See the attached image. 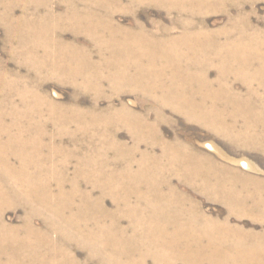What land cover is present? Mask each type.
Listing matches in <instances>:
<instances>
[{"label":"bare ground","instance_id":"6f19581e","mask_svg":"<svg viewBox=\"0 0 264 264\" xmlns=\"http://www.w3.org/2000/svg\"><path fill=\"white\" fill-rule=\"evenodd\" d=\"M56 1L66 5L63 15L52 8L49 0H0V25L7 29L8 41L15 44L22 55L21 63L29 64L28 69L34 75L31 86L27 83L20 86V77H24L0 66V96L6 98L2 97L3 102H0L3 107L0 109V264H84L72 251L73 246L85 249L87 258L96 259L97 264H148L149 261L152 264H225L224 260L222 263L202 257L200 250H193L189 242H179L184 235L188 239H209V242L213 237L239 236L237 231L231 232L214 224L189 198L180 196L172 184L177 178L196 188V176L202 175L205 168L207 175L216 172L212 161L205 157L207 168L201 159L203 155L177 140L169 142L161 134L156 136L158 124L164 121L162 114L154 113L155 120L150 123L148 119L138 120L123 108L117 112L106 110L107 119L82 116L79 123H88L89 120L96 123L95 136H100L103 149L111 152L114 160L136 158L139 144L145 143L152 150L160 149L157 165L145 167L142 164L134 173L129 172L130 163L125 170H121L123 167L116 170L103 168L104 165L95 162L102 152L97 151L98 156H94L90 152V142L83 139L94 137V134L84 131L83 126L77 127L81 138L77 135L69 137L73 145L71 151L45 142L46 132L39 115L45 109L53 112L57 103L40 90L45 79L77 83L84 72L83 82L78 83L79 91H100L105 80L115 90L155 96L158 100L154 101L160 108H170L186 119L230 136L245 146L259 147L264 142V117L259 116L264 113V107H261L264 97L260 96H264V33L254 28L248 19L254 11L247 13L244 9L247 4L250 8L254 6L257 0ZM125 3L163 8L169 13L185 16L183 22L176 24L181 29L180 34L176 36L161 26L148 31L138 22H133L134 29L114 23L116 13L133 11L122 5ZM83 6V11L79 12ZM87 7L93 12H86ZM231 7L236 8V17L231 19L228 27L217 32L207 31L195 22L205 13L228 12ZM62 19L70 21L68 29H61L64 32L96 35L97 46H108L106 58L102 57L97 63L89 62V69L80 64L71 66L66 62L74 60L73 56L68 53L67 57L60 59L48 37H34L35 33L42 34L45 29L57 27ZM106 33L112 36L107 35L108 39L104 41L99 39ZM25 38H32L37 43L29 45ZM211 68L218 73L214 80L208 75ZM226 75L242 81L245 94L236 91ZM7 98L24 100L17 109L8 103ZM158 106L154 110L160 111ZM11 109L14 110L10 113L11 122L6 123L4 116ZM20 109L38 115V120L28 121L35 126H23ZM235 116L234 122L228 121L229 117ZM240 120L246 125L239 127ZM103 123L106 130L96 132V127L101 128L97 124ZM258 126L263 127L260 135L256 133ZM115 127H124L132 133L134 147L130 152L116 146V137L112 133ZM47 148L48 154L44 155ZM140 155L146 162L152 160L150 152ZM71 157L80 163L76 168L79 175L95 181V184L105 183L104 187L109 188L110 193L106 195L113 201V213L106 210L103 201L94 198L92 193L64 191L63 186L68 183L64 180L67 166L63 165L59 170L55 161H66ZM88 161L92 166L86 164ZM124 179L128 180L127 184ZM200 181V190L207 191L209 186H216L213 190L222 191L220 198L223 201L247 213L241 193L233 188L237 181L230 180L231 184L226 182L221 186L214 181ZM71 186L78 190V184L71 183ZM139 187L146 190L138 191ZM260 190L247 192V196L251 193L249 201L264 206V200L258 199ZM17 207L22 208L25 215L23 226L14 228L4 222L3 216L7 210ZM98 208L100 210L96 213ZM37 219L45 222L42 228L37 227ZM124 219L131 223V233L122 227ZM232 249L229 247L225 251ZM228 263L264 264V260L246 256L233 258Z\"/></svg>","mask_w":264,"mask_h":264},{"label":"rangeland","instance_id":"374dc122","mask_svg":"<svg viewBox=\"0 0 264 264\" xmlns=\"http://www.w3.org/2000/svg\"><path fill=\"white\" fill-rule=\"evenodd\" d=\"M49 2L51 3L52 8L55 9L59 14H64L66 12L67 7L64 3H58L56 0H49ZM122 5H125L128 10L133 11H126V13H116L114 15L113 22L126 29H134L132 27L133 22H138L143 24L148 31H155L157 27L161 26L167 28L170 33L176 36L181 32V29L176 24L183 22L185 20V16H178L176 12L169 13L163 8L149 6L140 7L139 4L128 5V3ZM83 9L84 6L79 8V12H82ZM244 9L247 13H249L250 10L254 11V13L249 14L248 19L254 28L264 33V0H257L254 6H251V8L247 4L245 5ZM88 11L93 12L87 7L86 12ZM95 11H97V7L95 8ZM19 14L20 12L17 11V15ZM236 14V8L231 7L228 12L211 11L205 13L204 15L197 17L195 22L198 24V26L203 27L207 31L217 32L228 27L230 25L231 19L236 17ZM4 22H6V20ZM174 22L176 23L174 24ZM69 25V20L62 19L58 23L57 27L45 29L43 30L42 34L35 33L34 37L36 39H45L48 37L50 41L53 42L54 51H56V54L60 59H62V56L67 57L68 53L69 56H73L74 60L70 61L68 59V62H66L71 66L80 64L81 67L84 65L87 69H89V62L97 63L102 61V57L106 58L109 51L107 50L108 46H97L95 44V42L98 41L96 35H88L84 32H64L61 30L68 29ZM61 32L62 34H60ZM107 35L109 38L112 36V34L106 33L99 39L104 41L108 39ZM98 37L100 36L98 35ZM8 39L9 35L7 29L0 25V66L3 69L4 67L7 68L8 71L12 73H19L20 76L24 77H20V86L23 83H27L28 86H31L34 75L28 69L29 64L24 65L21 63L22 55L19 53V50L15 48V44H10L12 42H9ZM25 41L29 45L37 43L32 38H25ZM118 51L123 50L119 49ZM208 75L211 80H214L218 73L216 69L211 68L208 71ZM83 76H85L84 72L82 76L78 77L77 83L68 82L67 84L60 83L56 80L45 79L41 84L40 93L47 95L49 97L48 99L54 103H57V106L53 109V112H48L45 109L42 110L39 115V121L43 124L42 128L46 132L45 142L48 144L53 143L54 145H57L59 149L71 151L73 149V145L71 140H69V137L71 139V137H75L77 135L79 138H81L78 135L79 133L77 132V127L83 126L82 128H84V131L87 130L90 132V134H94V137L87 136L83 138L90 142V147L92 148L90 152L94 154V156H98L99 153L97 151L102 152V156L96 158L95 162L97 164L104 165L103 168L107 169L112 167L116 170L123 167L121 170H125L130 163L129 172L134 173L137 172L138 166L140 168L142 164L145 167L151 164L157 165L156 161L157 157L160 155V149L155 148V150H152V148L148 147L145 143H140L139 153L136 154V158L130 156L127 160L122 158L114 160L112 153L103 149L102 142H100V136L97 134L95 136L96 123L93 120H89L88 123L80 124L79 119L82 116H85L86 119L94 120L97 116H102L107 119L108 111L106 110L113 109L117 112L123 108H126V110H129V112L136 116L138 120L144 118L146 120L148 119L150 123H153L155 120V114H162L164 116V121L158 124L159 130L156 136L161 134V137L169 142L177 140V142H180L189 149L200 155H203L204 157L201 159L204 161H201L205 162L207 168L208 165L205 157L212 161L216 169V172L211 176L207 175L208 173L206 172V168L202 172L203 176L197 175L195 179L197 183L195 185L196 188L184 183L183 179L179 180L174 178L172 180V184L177 188L176 192L180 196L184 195L189 198L194 203V205L198 207V210L207 216L214 224L224 227L231 232H239V236L235 235L232 238L213 237V243L209 242V239L204 240L205 238L202 240V238L192 239L189 237V240L187 235H184V238H182V240L179 242L181 244H186L189 242L192 244L191 248L193 250H200L199 253L202 257L206 256L208 259H217V261L224 260L226 263L224 261L222 263L225 264L231 262L233 258H246V256L248 259L252 258L258 261L264 260V206H260L259 204L255 205L254 202H250L249 200L251 199L249 197L251 193L247 196V192H252L255 189L260 188L261 192L258 199L264 200V142H262L261 145L256 148L245 146V144H242L240 141L230 136L224 135L220 132H217L216 130H211L197 122L186 119L183 115L173 112L170 108H160L154 101V99L158 100V98L155 96L147 97L144 94L129 92L127 90H125V92L122 90H115L112 84L110 86V84L105 80L102 83L100 91H79L81 89L77 90L79 86L78 83L80 84L83 82ZM226 76L228 78V82L234 87L236 91L245 94L246 88L242 81L232 79V75ZM259 93L262 94V91ZM260 96L264 97L262 95ZM2 97L3 96L1 94L0 102H3L1 99ZM7 100L8 103L12 104L18 109L19 104H22L24 99L7 98ZM5 104L6 101L4 102V106L6 107ZM94 104L97 106L96 108H94ZM155 106H158L160 111L154 110ZM91 107H93V109H91ZM261 107H264V105H261ZM0 109H3L1 105ZM12 111L14 110L11 109L8 111L9 116L8 113L7 116H4L6 123L11 122L10 113ZM18 111L23 113V126L28 127L36 125L29 124L28 121L31 119L38 120L36 117L38 116L37 114H34L31 111H24V109H20ZM33 112L36 113V111ZM98 113H103L104 116L98 115ZM259 116L264 117V113L260 114ZM234 118H236V116L229 117L228 121L234 122ZM238 124L239 127L242 125L245 126L246 122L243 124L242 120H240ZM97 126H101V128L96 127V132L98 131V133L104 132L107 128L105 123L100 125L97 124ZM257 128L256 133H259L260 135V133H262L263 127L258 126ZM112 133H114L116 137V146L124 147L128 152L133 149L134 138L129 130H126L124 127H115L113 128ZM262 141H264V137ZM47 150L48 148L45 150L44 155L48 154ZM145 151L150 152V158H152V160L149 159L146 162L141 158L140 154ZM68 159L69 160L66 161H63L65 159H59V161H55L59 166V170L61 166H67L64 180L68 183L64 184V191L92 193L94 198H99L101 201H103L106 210L109 212L114 211L115 208L114 204L112 203L113 201L106 195L107 193H110V190L109 188L104 187L106 186L105 183L100 185L98 183L95 184V181L91 179H84L83 176L78 174V169L76 171V168L80 165L78 160L72 157ZM41 162L42 161H40V163ZM131 162L133 164H131ZM36 164L38 163L36 162ZM86 164L88 166H92V163L89 161L86 162ZM201 179H203L204 182L208 180L217 182L218 184L220 183L218 186H221V184H225L226 182L231 184L230 180L233 182L237 181L236 183L234 182L236 185H234L233 188L237 192L241 193L242 199H244L246 203L247 213L244 214L240 211L238 206L233 208L230 204H228V202L223 201L220 198L222 191L213 190L216 186H209L207 191L200 190L199 183L202 182L200 181ZM124 182L127 184L128 180L124 179ZM71 183L78 184V190H75L74 187L71 186ZM207 185H209V183ZM134 189L136 188H133V190ZM137 189L141 192L146 190L145 188L140 187ZM98 210H100V208L96 210V213ZM24 215V210L20 207H17L7 210L4 213L3 220L10 227H22ZM35 222L38 228H42V226H44L43 223H45L41 219H37ZM107 223L108 222L105 224ZM121 224L122 227H125L129 233L132 232V225L127 219H124ZM229 247L234 248L228 251L230 253L226 252L227 250L225 251V249ZM241 249L242 251H240ZM72 251L76 252L75 255L81 263L97 264L96 259L93 258L89 260L87 258L85 249L73 246ZM148 264H152V261H149Z\"/></svg>","mask_w":264,"mask_h":264}]
</instances>
